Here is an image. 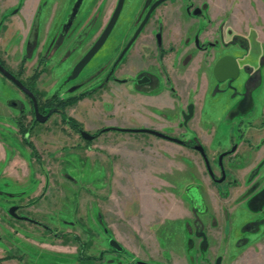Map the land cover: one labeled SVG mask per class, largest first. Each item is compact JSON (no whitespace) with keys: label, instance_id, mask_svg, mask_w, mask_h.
<instances>
[{"label":"rangeland","instance_id":"1","mask_svg":"<svg viewBox=\"0 0 264 264\" xmlns=\"http://www.w3.org/2000/svg\"><path fill=\"white\" fill-rule=\"evenodd\" d=\"M64 1L49 0L51 5H62ZM14 2L16 0H0V16ZM34 2L28 0L31 7ZM141 2L124 0L119 19H128L124 22L126 24L131 18H140L146 9L141 7ZM233 6H236L232 9L233 29L252 32L253 29L247 28L241 21L243 12L240 5ZM114 7L115 0H92L85 15L90 25L81 43L77 44L78 48H82L81 52L96 40ZM31 13L29 9L16 13L9 32L0 40V56L3 57L1 49L8 51L13 64L24 51V46L17 40L26 34L25 27L31 21ZM66 16L67 6L58 18V27L62 28ZM57 34L58 31L55 36ZM32 35L35 38L33 47L39 46L42 38L38 25L29 37ZM111 37L91 58L80 76L109 60L113 51ZM253 43L249 59L261 51L260 44ZM77 47H72V52ZM61 59L62 52H58L54 61L59 76L54 73L53 78L54 81L58 79L57 82L74 60L72 57L59 62ZM28 63L30 65L33 61ZM15 90L0 74V264H137V261L148 264H213L218 253L222 254L226 230L223 223L219 224L215 235L209 228L208 253L199 250L194 235L193 207L186 191L191 185L189 182L197 183L196 172L192 171L193 157L183 155L182 151L176 152L175 146L179 145L149 133L130 132L128 136H122L123 133L114 130L105 131L103 137L87 143L72 125L61 120L59 114L34 128L29 126V135L22 140L14 124L18 110L6 106V100L11 97L20 99L27 106ZM213 92L215 90L201 98L193 120L200 122L202 129L211 126L217 129L212 137V149L218 143L229 145L231 136L236 141L240 139L235 119L231 122L232 118L227 115L230 97ZM263 98L260 92L258 99L254 100L252 113L245 115V121L260 119ZM82 104L75 102L68 106L67 116L79 122L84 119V125L91 130L129 126L121 125L125 120L134 125L140 118L130 111L106 107L85 110L81 108ZM190 124L183 126L187 130L185 139L191 138ZM181 149L185 151L183 147ZM188 150L192 156H198ZM253 156L249 150L240 153L234 161L240 167L251 163ZM209 158L215 168L217 161H213L210 155ZM224 164L227 166L226 160ZM244 177L245 170L226 172L227 180L235 178L238 181L234 195L242 189L239 184L244 182ZM236 188L227 189L226 200L230 201ZM229 201L214 211L222 215L231 211L233 226H241V233L252 221L263 226V214L253 213L246 204L231 207ZM12 205L19 207L17 214L34 219L39 224L14 218L8 211ZM110 238L117 240L123 250L115 251L108 243ZM231 239L233 242L235 237ZM261 261L264 262V254Z\"/></svg>","mask_w":264,"mask_h":264},{"label":"flooded vegetation","instance_id":"2","mask_svg":"<svg viewBox=\"0 0 264 264\" xmlns=\"http://www.w3.org/2000/svg\"><path fill=\"white\" fill-rule=\"evenodd\" d=\"M31 1H35L32 7L31 4H28V0H17L16 3L9 4L8 9L3 11L0 16L1 40L9 32L12 18L16 13L26 12L27 9H29V13L33 12L30 23L25 27L26 34L17 40L18 44L24 46V51L17 59V63L10 62V53L6 50L1 49L3 57L0 56V65L27 89L25 91L20 88L0 72L27 104L25 106L20 99L14 97L6 100L7 107L18 110V118L15 119L14 124L21 134L22 140L28 137L29 126L34 128L36 125L43 124L54 114H59L65 124L69 123L67 107L74 105L75 102H68L71 98L84 92L88 93L78 99L76 103L98 93L99 99L94 98L93 101H99L110 110L125 111L120 109V106L124 108L126 104H129V101L137 103V106L144 104L148 111L130 112L139 117L146 116L157 122L177 123L179 130L169 129L167 131L154 126L100 127L91 130L85 128L76 119L74 120L78 126H72V128L80 137L81 130L87 131L94 136L93 139L108 130L155 135L147 131L151 130L179 139L181 142L177 143L188 147L198 155L204 168V174L209 180V186L221 198H226L229 193L227 189H231L238 182L235 178L227 180L226 172L235 173L238 171H234V169L237 170L251 164L246 163L238 167L234 158L240 153L243 154L250 150L254 155L253 162L255 164L245 174L246 190L243 191L242 197L246 198L248 210L255 213L262 212L264 207V156H258V158L260 157L258 161L256 159L257 155H260L257 152L264 146V138H261L257 143L253 142H255L254 135L259 134L264 128V110L260 112V119L257 123H254L253 120L245 121L244 117L247 113H252L253 92L258 90L264 81V54L258 57L257 66L245 63L244 58L249 50V40L245 37L246 35L234 32L231 24L233 14L228 0H223L222 3L216 2V0L162 1L150 11L139 31L137 30L147 12L157 0H142L141 7L145 6L146 8L143 15L140 18H131L126 24L124 22L128 19H119L124 5L123 0L119 16L102 44L103 46L112 35L111 57L104 65L80 76L90 59L74 77L72 74L75 65L103 33L119 0H115L114 10L96 40L83 52L80 51L82 48H78L77 44L81 43L90 25L89 19H85V15L92 0H67L65 5H51L49 0ZM66 6L67 16L63 23L64 26L62 25L61 28L58 27L57 21ZM241 11L243 16L251 14L247 8H241ZM35 25L39 27V36L42 40L39 46L33 47L35 38L34 35L30 37L29 35ZM57 31L59 34L55 36ZM233 45L242 49L244 57H238L232 53ZM72 47L77 48L72 52ZM58 52H62V59L59 62L72 57L74 60L71 67L66 68L65 73L57 82L58 79L54 81L53 78L54 73L59 76L58 66L54 61ZM225 56H231L236 61L238 71L234 77H226L228 66L221 67L218 74L215 71L218 61ZM30 60L33 63L29 65ZM60 89L61 91L57 92ZM211 90H215L213 93L228 94L230 101L227 115L232 118L231 122L235 119V125H238L240 132L238 141L231 136L230 144L216 155H212L210 149L195 131H192L191 138L184 139L183 127L192 118H195L201 98L207 96ZM104 95L112 100H105ZM135 95L137 98L133 97ZM50 110L52 111L50 112ZM38 117L44 119L40 121ZM25 118L27 119L25 120ZM92 140L85 141L90 143ZM240 143H242L241 147H239ZM32 144L30 145L33 148ZM198 146H201L204 155ZM33 150L36 153L35 146ZM209 155L213 161H217L215 168L211 166ZM225 160L227 166L224 164ZM221 187L225 189H221ZM186 191L193 207L194 235L199 243L200 252L204 253L208 241L200 214L206 213L208 209L205 205L202 186L198 182L193 183L188 185ZM12 206L17 207L15 212L19 209L17 205ZM19 216L16 219L30 220L39 224L34 219ZM258 223L257 221L251 222L255 226H258ZM43 227L47 229L48 226L43 225ZM254 228L256 227L252 226L250 229ZM217 260L219 258L214 259L215 264ZM141 262L143 261H137V264H142Z\"/></svg>","mask_w":264,"mask_h":264},{"label":"crops","instance_id":"3","mask_svg":"<svg viewBox=\"0 0 264 264\" xmlns=\"http://www.w3.org/2000/svg\"><path fill=\"white\" fill-rule=\"evenodd\" d=\"M219 1H220V3H222L223 0H216V2H219ZM16 2H17V0H16ZM16 2H14V3H16ZM228 2L231 6V10L233 9V7L236 8V6H233L234 4H238V5H240L241 8H243V9L247 8L248 10L251 11V14H248V16L241 15V21L245 22V24L247 25L246 27L252 28L253 31L249 32L247 29L244 30V29H239V28L237 29L236 28V29H234V32L246 35V37L249 40V50L247 51V55L244 58L245 63L251 64L253 66H257L258 57L261 54H264V50H263L264 49L263 48V44H264V0H228ZM66 3H67V0H65L64 3H61V4L65 5ZM244 17H245V19H244ZM253 42H255L256 45L258 43L261 44V45H259V48H261V51L256 55V57L249 59L250 51L252 49V46L254 45ZM231 51L234 55H236L238 57L243 56L242 55V53H243L242 49H240L237 45H233L231 48ZM263 73H264V68H263ZM260 92L264 96V81H263L262 86L258 90L253 92V105H252L253 109H254V104H255L254 100L258 99ZM97 94L98 93L81 99L79 101L80 103H83L81 108L82 109L85 108V110L86 109L91 110L94 107L97 110L102 109V108L104 109V106L102 103H100L99 101H93L94 98L99 99V96H97ZM103 97L105 100H112L111 98H109L106 95H104ZM133 97L137 98V95H135ZM120 98H123V97H120ZM91 107H93V108H91ZM120 109H123L125 111H140V110H143L144 112L148 111V109L146 108V106L144 104H141V106H137V103H132L130 101H129V104H126L124 108H121V106H120ZM263 110H264V102L262 103L261 112H263ZM197 112H198V108L196 111V115H197ZM83 120H80V123L82 125H84ZM193 120H195V119L192 118L191 121L188 122V123H191L190 124L191 126H189V128H190L189 131L191 132L190 133L191 137L193 136L192 131H195L197 133V135L200 137V139L204 142V144L210 149V152L212 153V155H216L221 149H224L225 147H227V145L224 143H218L216 145V147L212 149L211 148L212 140H213L212 137L216 134L217 129L215 127H212V126L209 128L202 129L200 127V122L193 121ZM126 121H128V120H125L121 125L122 126L129 125L131 127L132 126H154L155 128L161 129V130H169V129L174 130V131L179 130L178 129L179 124H177V123H170L167 121L157 122L151 118H147L146 116L138 118V123H136L134 125H132L133 123L131 121H130V123H126ZM254 123H257V121L256 122L254 121ZM129 126H125V127H129ZM84 127L87 128L86 124L84 125ZM184 131L186 134L187 130L184 129ZM119 132L123 133V134H121L122 136H124V135L128 136V134H130V132H123V131H119ZM211 134H212V136H211ZM100 136L103 137V134H100L96 138L99 139ZM254 136H255V138H254L255 142H253V143H257L261 138H264V128L261 129V132L259 134H256ZM184 139H185V137H184ZM157 141H159V140H157ZM170 141H172V140H170ZM175 143L177 145H179V146H175V149H177L176 152L182 151L183 155L193 157L191 159V163H193V165H194V167L192 168V171L196 172L195 173L196 179H197L196 181L198 183H200L202 186V193H203L205 203H206L207 209H208L206 213L200 214V218L202 219V221L205 225V232L207 234V241H208V246H207V249L205 251V254L208 253V251L210 249V243H209V239H208V235L210 234V233H208L209 228L212 231V233L215 235L217 232L216 229H218L219 224L223 223V225L226 229L224 232V237H225L224 244L225 245L223 247L222 254L219 252L218 256L215 258V260L217 258H219L220 262L218 264H264V262L261 261V258L264 254V224H263V226H257L255 229H245L244 228L243 230H245V232L241 233V230H239L241 228V226H239V227L233 226L234 224H233V221H231V216H230L233 213L231 211L229 213L224 212V215L219 213L217 210L215 212L214 211L215 209L219 210L221 205L224 202H228L229 199L226 200L227 197L221 198L217 194V192L209 186V180H208L207 176L204 174V168H203L202 163H201L200 159L198 158V156L197 157L194 155L192 156V154L188 150V148H186L185 146H183L182 144H179L177 142H175ZM241 146H242V143H240L239 147H241ZM182 147L185 149V151H183V149H181ZM257 153H260L259 156H264V146ZM259 158L257 157L256 160L258 161ZM254 164L255 163L253 162V158H252L250 165H246L245 167H243V168L241 167L237 170L234 169V171L245 170V174H247L248 171L254 166ZM183 168L188 169V167H186V168L183 167ZM193 183H195V182L194 181L189 182L188 184H193ZM263 184H264V182H263ZM237 185H238V183H236V185H233V187H231V189L236 188ZM241 185H242V189L240 188V192H238L236 195H234V193L237 191V188H236L233 192L234 196L232 195L230 198L229 204L231 207H237V205L241 206V205L246 204V198L243 199V197H242L243 191L246 190V183L242 182L239 184V186H241ZM263 209H264V207H263ZM221 211H222V209H221ZM230 213H232V214H230ZM253 213H255V212H253ZM259 213H260V215L263 214L262 218H264V210L262 212H256V214H259ZM166 217H167L166 219H169V216L166 215ZM171 218H173V217L171 216ZM232 237H235L233 242H232L233 239H231ZM236 240L239 241V242H237V244L234 243ZM206 259L208 260V258H206ZM213 264H215V261H213Z\"/></svg>","mask_w":264,"mask_h":264},{"label":"water","instance_id":"4","mask_svg":"<svg viewBox=\"0 0 264 264\" xmlns=\"http://www.w3.org/2000/svg\"><path fill=\"white\" fill-rule=\"evenodd\" d=\"M162 1H165V0H157L153 5L152 7L149 9V11L147 12L143 22L141 23V25L139 26L138 30L140 29V27L142 26V24L144 23V21L148 18V15L150 13V11L160 2ZM122 5H123V0H119L118 1V4L106 26V28L104 29L103 33L99 36V38L94 42V44L91 46V48L86 52V54L81 58V60H79V62L75 65L74 69H73V74L72 76H76L77 73L83 68V66L91 59V57L96 53V51L102 46V44L105 42L109 32L111 31V28L113 27V25L115 24L118 16H119V13L121 11V8H122ZM225 66H228V69L227 70V74H226V77H234L238 71V67H237V64H236V61L233 57L231 56H225L223 58H221L217 65H216V73L218 74L221 67H225ZM0 72L6 76L8 79L12 80L16 85H18L20 88L24 89L25 91H27V89L20 83L19 80H17L11 73H9L7 70H5L1 65H0ZM59 110V109H58ZM52 110H50L51 112ZM49 112V113H50ZM48 113V114H49ZM39 118V117H38ZM44 118H39L40 121H42ZM147 131H150L151 133L157 135V136H160V137H163V138H168L170 140H173L175 142H181V140L179 139H176V138H171V137H168L160 132H155V131H151V130H147ZM80 135L82 138H84L85 140H92L93 139V135L92 134H89L87 131L85 130H81L80 132ZM199 149L202 151V154L204 155V152H203V149L201 148V146H198ZM16 206H11L9 208V213L15 217V218H19L20 216L16 214L15 210H16ZM22 218H25V217H22ZM109 245L111 247H113L116 251H121L123 249L122 245L117 241L115 240L114 238H110L109 241H108ZM142 264H146L144 262H141Z\"/></svg>","mask_w":264,"mask_h":264},{"label":"trees","instance_id":"5","mask_svg":"<svg viewBox=\"0 0 264 264\" xmlns=\"http://www.w3.org/2000/svg\"><path fill=\"white\" fill-rule=\"evenodd\" d=\"M87 93H88V92H84V93L79 94L78 96H75V97L71 98V99L69 100L68 103H74V102H76L78 99L84 97ZM67 119H68L67 121H68L72 126H78V123H77L74 119H72V118H67ZM87 143H88V142H87ZM252 226L257 227V226H255L254 224L248 223V224L245 226V229H250ZM254 229H255V228H254ZM47 230H50V228L47 227ZM218 262H219V260H217V263H216V264H218Z\"/></svg>","mask_w":264,"mask_h":264}]
</instances>
